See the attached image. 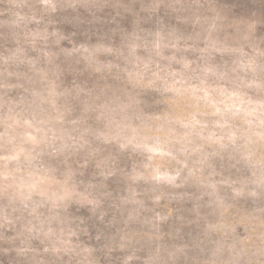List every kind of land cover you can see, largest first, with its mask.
<instances>
[{
	"label": "rangeland",
	"instance_id": "374dc122",
	"mask_svg": "<svg viewBox=\"0 0 264 264\" xmlns=\"http://www.w3.org/2000/svg\"><path fill=\"white\" fill-rule=\"evenodd\" d=\"M0 264H264V0H0Z\"/></svg>",
	"mask_w": 264,
	"mask_h": 264
}]
</instances>
